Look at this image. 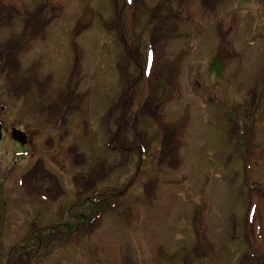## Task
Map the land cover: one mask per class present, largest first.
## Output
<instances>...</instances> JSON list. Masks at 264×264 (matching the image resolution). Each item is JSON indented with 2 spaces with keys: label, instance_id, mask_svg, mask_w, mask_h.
Instances as JSON below:
<instances>
[{
  "label": "rangeland",
  "instance_id": "374dc122",
  "mask_svg": "<svg viewBox=\"0 0 264 264\" xmlns=\"http://www.w3.org/2000/svg\"><path fill=\"white\" fill-rule=\"evenodd\" d=\"M0 122V264H264V0H0Z\"/></svg>",
  "mask_w": 264,
  "mask_h": 264
},
{
  "label": "water",
  "instance_id": "95a60500",
  "mask_svg": "<svg viewBox=\"0 0 264 264\" xmlns=\"http://www.w3.org/2000/svg\"><path fill=\"white\" fill-rule=\"evenodd\" d=\"M12 136L15 141H17L20 145L26 146L28 143V136L25 132H22L21 130L14 128L12 130ZM3 139V131H2V122H0V141Z\"/></svg>",
  "mask_w": 264,
  "mask_h": 264
},
{
  "label": "bare ground",
  "instance_id": "6f19581e",
  "mask_svg": "<svg viewBox=\"0 0 264 264\" xmlns=\"http://www.w3.org/2000/svg\"><path fill=\"white\" fill-rule=\"evenodd\" d=\"M4 134V133H3Z\"/></svg>",
  "mask_w": 264,
  "mask_h": 264
}]
</instances>
